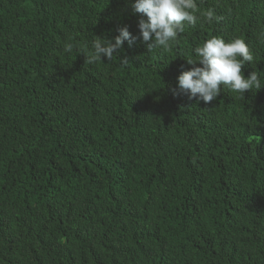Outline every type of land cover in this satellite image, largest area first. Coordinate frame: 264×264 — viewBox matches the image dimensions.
<instances>
[{
  "label": "trees",
  "instance_id": "obj_1",
  "mask_svg": "<svg viewBox=\"0 0 264 264\" xmlns=\"http://www.w3.org/2000/svg\"><path fill=\"white\" fill-rule=\"evenodd\" d=\"M131 3L0 0V264H264V85L205 104L176 82L219 36L264 83V0H196L151 51Z\"/></svg>",
  "mask_w": 264,
  "mask_h": 264
},
{
  "label": "clouds",
  "instance_id": "obj_2",
  "mask_svg": "<svg viewBox=\"0 0 264 264\" xmlns=\"http://www.w3.org/2000/svg\"><path fill=\"white\" fill-rule=\"evenodd\" d=\"M131 8L141 14L137 27L139 36L147 46L148 51L156 48H168L184 31L185 22L194 25L198 11L196 0H132ZM209 23L219 21L212 9L201 13ZM114 39H94L92 51L87 57L88 63L111 60L114 54H119L125 41L131 45L136 37L132 36L127 27H119ZM72 43L65 45V51L72 52ZM195 58L186 59L190 65L199 62L189 70H182L177 78V90L189 99L210 104L221 92V85L244 98L248 90L260 89L264 83L260 75L253 71L247 76L242 74L245 62L254 60L248 45L240 38L225 40L223 37L212 36L201 45L194 48ZM121 58V57H120ZM127 63V58H121Z\"/></svg>",
  "mask_w": 264,
  "mask_h": 264
}]
</instances>
